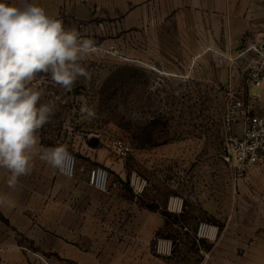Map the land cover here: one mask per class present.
<instances>
[{
	"label": "rangeland",
	"instance_id": "rangeland-1",
	"mask_svg": "<svg viewBox=\"0 0 264 264\" xmlns=\"http://www.w3.org/2000/svg\"><path fill=\"white\" fill-rule=\"evenodd\" d=\"M29 2L43 7L66 28H75L95 47L81 62L88 77L78 78L71 90L55 84L50 74H39L32 82L42 94L40 103L56 105L51 122L39 130L40 147L66 145L77 157V169L85 166L87 175L93 166L86 164L87 148L124 160L126 186L121 190L129 199L132 193L135 202H157L153 208H162L168 223L154 246L166 247L164 256L180 264L199 260L192 233L203 222L218 230L215 241L203 242L206 250L218 243L222 232L240 255L256 239L264 247V169L245 180L224 152L227 99L231 95L241 102L248 92L246 74L255 60L249 51L253 46L232 52L226 62L216 54L214 62L208 68L201 63L193 77L175 78L148 63L168 55L162 52L166 48L148 46L143 27L136 24L134 10L143 0ZM241 131L238 125L233 135L240 136ZM115 140L129 147L126 158L112 149ZM52 172L35 157L32 173L10 188V173L0 168V195L14 204L0 208V264H69L52 252L45 227L21 223L16 211L22 202H44L37 195L45 196L54 185ZM109 172L111 188L119 181ZM168 202H176L171 211L164 208Z\"/></svg>",
	"mask_w": 264,
	"mask_h": 264
},
{
	"label": "crops",
	"instance_id": "crops-1",
	"mask_svg": "<svg viewBox=\"0 0 264 264\" xmlns=\"http://www.w3.org/2000/svg\"><path fill=\"white\" fill-rule=\"evenodd\" d=\"M134 14L148 46L166 48L162 52L168 55L148 63L171 77H193L200 64L208 68L216 54L226 62L243 47L264 48V0H143ZM85 158L91 168L109 169L119 182L101 194L88 185L85 166L77 169L74 179L53 169L54 185L45 196L37 195L44 202H22L16 210L20 222L45 227L52 252L69 264H180L154 246L168 223L162 208H153L157 202H135L132 193L129 199L121 190L126 186L124 160L90 148ZM175 203H165L164 208L171 211ZM229 243L222 232L210 250L204 247L207 259L200 256L181 264H264L260 239L252 241L242 255L232 251Z\"/></svg>",
	"mask_w": 264,
	"mask_h": 264
},
{
	"label": "clouds",
	"instance_id": "clouds-1",
	"mask_svg": "<svg viewBox=\"0 0 264 264\" xmlns=\"http://www.w3.org/2000/svg\"><path fill=\"white\" fill-rule=\"evenodd\" d=\"M94 52V41L66 28L43 7L0 0V168L10 173V188L32 173L35 157L72 175L75 158L66 145L40 147L39 130L51 122L56 105L40 103L42 94L31 85L43 73L71 90L78 78L88 77L81 62ZM13 206L0 195V208Z\"/></svg>",
	"mask_w": 264,
	"mask_h": 264
},
{
	"label": "built area",
	"instance_id": "built-area-1",
	"mask_svg": "<svg viewBox=\"0 0 264 264\" xmlns=\"http://www.w3.org/2000/svg\"><path fill=\"white\" fill-rule=\"evenodd\" d=\"M255 54V60L247 70L248 92L241 102H236L230 95L227 99L226 111L223 117V131L228 137L225 143V157L231 163L239 177L250 180L252 170L264 169V48L253 46L249 49ZM254 90L258 95L254 96ZM241 125L240 136L233 135L234 128ZM116 155L126 158L129 147L122 140H115L111 145ZM71 153V152H70ZM75 158L72 175L57 173L65 178L74 179L77 172V157ZM88 185L96 192L106 194L109 192L110 172L106 167L96 166L88 173ZM185 231H188L185 228ZM193 239L198 245L199 253L204 259L208 258V252L201 246L204 241L213 242L218 236L216 227L207 223H200L192 233ZM159 253H166L163 246L157 248Z\"/></svg>",
	"mask_w": 264,
	"mask_h": 264
},
{
	"label": "trees",
	"instance_id": "trees-1",
	"mask_svg": "<svg viewBox=\"0 0 264 264\" xmlns=\"http://www.w3.org/2000/svg\"><path fill=\"white\" fill-rule=\"evenodd\" d=\"M193 242L195 244V247H198V245L196 244L195 240ZM201 246L204 248L203 242L201 243Z\"/></svg>",
	"mask_w": 264,
	"mask_h": 264
}]
</instances>
